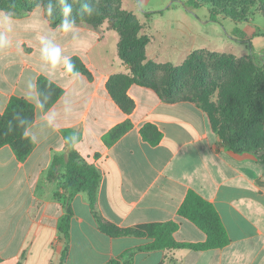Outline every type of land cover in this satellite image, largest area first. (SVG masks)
I'll use <instances>...</instances> for the list:
<instances>
[{"label":"crops","instance_id":"0c3cea01","mask_svg":"<svg viewBox=\"0 0 264 264\" xmlns=\"http://www.w3.org/2000/svg\"><path fill=\"white\" fill-rule=\"evenodd\" d=\"M170 14L174 19H168ZM151 17L160 22H200L194 12L170 5L146 18ZM59 25L36 7L24 16H14L8 46L0 49V113L10 97L28 95L35 111L27 128L29 136H35L34 147L26 159L19 160L9 145L0 147V264H60L65 245L63 264H106L129 253H133L131 262L118 264H264V168L260 162L247 152L229 150L207 115L189 101H165L154 89L131 84L126 92L134 108L122 111L106 88L111 75L130 72L119 55L118 32L106 23L80 20L73 38L72 33L60 32ZM41 36L61 48V61L55 67L41 58ZM71 56L81 60L92 78L65 70L63 59ZM39 75L63 89L47 111L35 107ZM125 120L131 128L106 144L104 135ZM146 123L161 133L158 143L151 144L141 134ZM66 128L80 133L74 148L101 175L94 209L82 191L70 199L73 214L68 239L60 229L64 205L55 195L65 168H59L57 179L47 177L53 156L66 152L62 136ZM188 189L213 204L228 244L206 250L143 251L138 248L148 238L108 234L94 214L121 229L173 221L178 224L173 233L176 241L200 242L204 232L177 213Z\"/></svg>","mask_w":264,"mask_h":264},{"label":"trees","instance_id":"16d2710c","mask_svg":"<svg viewBox=\"0 0 264 264\" xmlns=\"http://www.w3.org/2000/svg\"><path fill=\"white\" fill-rule=\"evenodd\" d=\"M60 0H58V4ZM32 0H8L7 6L15 16H24L32 11ZM78 0L73 3V9L78 7ZM165 7L143 11L146 17L154 14H161L169 7ZM208 5V20L218 22L220 17L230 18L234 21L243 17L242 13L245 8H256L264 13V0H184L183 6L190 12L200 6ZM241 10V12H240ZM122 11V15L114 20H109V27L116 30L120 34L119 55L120 58L130 66L129 73H117L111 75L107 82L106 88L118 104L120 109L129 113L134 108L133 100L127 95V88L131 84H140L154 89L158 95L165 101H176L171 99L172 86H175L176 76L172 77L170 83L163 85L161 89L154 86L148 81V71L152 66L151 60L136 57L131 54V50L143 48L148 42V37L142 35L140 37H132L125 39L121 24L123 18L132 16L131 12ZM60 14L57 9L53 11L50 21L53 25L61 23ZM104 14H100L93 24L102 23ZM77 21H86L82 17H78ZM87 22V21H86ZM91 23V22H90ZM236 29V28H235ZM234 29V30H235ZM239 31L238 29H236ZM240 34L245 38L247 33L240 30ZM231 37L236 38L235 34ZM227 55V56H225ZM225 57L224 62L229 65L230 58L228 54L220 55ZM199 57V56H198ZM195 54H191L187 60L189 65L196 62L194 66V76L197 84L202 87L206 83L204 61L198 59ZM75 68L73 72H81L92 78L91 73L81 62L77 56L70 57ZM246 70L241 71L229 80V87L223 92V96L217 102H209V107L205 108V112L209 119L212 129L217 133L221 142L226 147L236 153L246 152L247 134L249 130L257 122H264V71L254 63H249ZM36 89L40 103L43 105L42 110L47 111L60 97L63 89L44 75H39L36 81ZM19 115L21 118L30 122L26 126H18V121L14 119ZM35 111L34 105L20 96L10 97L4 112L0 113V147L9 145L19 160H24L34 147V141L30 136L25 137V127L34 121ZM11 122V127H10ZM132 126L129 120H125L112 127L105 135L106 144H112L122 134H124ZM141 134L151 144H156L161 138V133L157 128L146 123L141 128ZM62 136L66 144V152L61 155H54L48 169L47 177L53 181L59 176V168L63 166L65 173L61 182V188L55 192V195L62 201L65 214L60 226L66 239L69 236V225L72 217V211L69 201L72 196L79 191L86 193L90 207L94 209L96 202L98 185L100 182V171L93 164L88 163L74 148V144L81 137L80 133L74 129H63ZM261 164V163H260ZM262 165V164H261ZM263 166V165H262ZM264 168V167H263ZM178 215L190 220L205 234V239L200 242L188 243L178 242L174 238L173 233L176 231L178 224L173 221L167 222H146L136 224L129 228H118L115 225L105 222L95 212L96 220L100 228L111 235H132L137 237H146L149 239L147 243L138 249L143 251H151L157 249L171 248H191L194 250H206L220 248L228 244L229 238L222 224L220 216L213 204L202 197L193 189H188L184 199L180 203ZM67 254V245H65L60 256V264H63ZM133 253L121 255L115 259L109 260L106 264H118L120 261L131 262ZM1 261V258H0Z\"/></svg>","mask_w":264,"mask_h":264},{"label":"rangeland","instance_id":"374dc122","mask_svg":"<svg viewBox=\"0 0 264 264\" xmlns=\"http://www.w3.org/2000/svg\"><path fill=\"white\" fill-rule=\"evenodd\" d=\"M8 0H0V11L11 12L7 6ZM184 0H78V7L73 9V17H82L87 22L94 23L100 14H104L102 23H109L120 17L122 10L131 12L132 16L123 18L121 27L125 39L148 37V50L146 46L131 50V54L146 61L151 60L152 66L148 71V81L161 89L176 76L175 86L170 88L171 99L189 101L205 114L209 102H217L223 92L229 87V80L235 74L246 70L249 63H254L264 71V13L255 5L244 9L241 18L234 21L230 18L220 17L218 22L208 21V5L194 9V14L200 22L192 19L175 23V21H157L146 18L142 9H160L170 4L171 7L183 9ZM49 0H32V9L39 5L43 9ZM73 3L75 0H66ZM54 10L62 15V5L58 0H51ZM93 5L95 11L92 16L81 15L82 4ZM172 12V11H171ZM241 12V10H240ZM174 13V12H173ZM179 17V16H177ZM174 19L172 14L168 19ZM206 23V25H204ZM239 31H237L236 29ZM235 29V30H234ZM240 30L247 33L244 38ZM119 34V32H118ZM235 34L236 38L230 36ZM120 36V34H119ZM191 54L204 61L201 68L205 71L206 83L200 87L194 76V66L187 63ZM228 54L229 65L224 62ZM227 56V55H225ZM207 115V114H206ZM246 152L264 167V122H257L247 134Z\"/></svg>","mask_w":264,"mask_h":264},{"label":"clouds","instance_id":"9594fccd","mask_svg":"<svg viewBox=\"0 0 264 264\" xmlns=\"http://www.w3.org/2000/svg\"><path fill=\"white\" fill-rule=\"evenodd\" d=\"M60 4L62 5V15L63 18L59 25V31L65 34L72 33L73 38H76V19L73 17V5L71 3H67L66 0H60ZM40 8L39 5H37ZM82 13L81 15L92 16L95 8L93 5H89L87 3L82 4ZM54 11V5L51 3V0L46 4L44 8L45 15L47 17H52ZM14 12H3L0 11V49H4L8 46L7 33L12 32L14 26ZM40 44L42 47L40 48L41 58L48 62L51 66L55 67L61 61V48L57 45H54L51 40L48 38L41 36ZM65 70L69 73H72L75 65L72 63L69 57H65L63 59ZM31 87V85H30ZM26 100L32 99L30 95L25 96ZM36 108H43V105L39 103V101L35 104ZM54 115V113H53ZM14 119L18 121V126H26L30 122L21 118L19 115L15 116ZM52 117H49V123H51ZM11 127V122H10ZM30 132L27 127H25L24 136L28 137ZM31 139L35 141V136H31Z\"/></svg>","mask_w":264,"mask_h":264}]
</instances>
